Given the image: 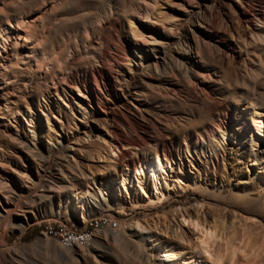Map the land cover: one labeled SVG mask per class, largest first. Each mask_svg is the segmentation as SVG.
<instances>
[{
    "label": "rangeland",
    "instance_id": "1",
    "mask_svg": "<svg viewBox=\"0 0 264 264\" xmlns=\"http://www.w3.org/2000/svg\"><path fill=\"white\" fill-rule=\"evenodd\" d=\"M205 3V0H63V3L62 0H0V7L3 6L0 9V25H4L5 16L6 18L34 17L37 19L41 16V20H39L42 30L48 35V48L63 51L65 57L72 54L71 57L76 59L68 66L61 68L65 74L72 77L79 72H91L92 66L99 65L98 57L103 52V42L111 40L112 37L123 41L131 54L136 47L152 46L157 36L160 37L159 39H164V34H176L178 40L170 44L165 54V59L170 60L173 64L172 67L176 68L179 64L178 60L181 59L178 46L185 40L186 35L187 42L191 45H207L203 46L206 50L205 56L220 54L217 45L221 43L204 34L196 14L189 13L193 10L198 11V6L203 7ZM52 10L54 11L52 12ZM145 14L154 17L155 22L149 24L143 22L142 18ZM114 21L118 25V31L109 27V24ZM245 26L242 29L238 27V24L229 27V32L231 31L233 34L228 32V37L233 36L232 42L236 47L234 50L236 56L224 54L220 67L214 69L206 67L199 61L196 53L191 54L192 59L189 66L194 72H192L193 75L190 74L189 81L199 88L209 90L212 95L214 94L218 98L223 97L225 103L219 110L207 115V122L210 124L208 125L210 129H213L214 135L211 131L210 133L202 132V127L194 129L191 137L173 135L171 145L175 153V160L164 166V171H161L159 179V184H161L159 187L160 190H163L161 191L165 197L162 195L161 200L154 201L151 206L142 204L136 207L130 203L133 200L134 184L127 183V187H129L127 195L121 184L122 169L116 167L115 162L104 159L105 162H103L102 159H98L96 154L85 159L89 146L90 148L93 145L95 147L105 146V142L98 138L100 134H104L105 130L99 125L100 115L92 114V118L89 115L90 119L89 116L81 118L80 112L76 110L79 109L78 106L82 107V104L87 105L84 93L63 88L62 85L55 82L47 83L48 85L45 87L42 78L39 75H33L25 66L18 70L15 76L10 79L11 81L0 79V187L14 188L18 191L33 188V198H29L28 202H30L31 211L34 213L26 215L29 217L30 223L22 231L8 228L5 233L7 244H14L20 251L23 250L29 259L27 264H134L113 240L112 233L115 235L121 233L137 219L151 220L152 218L159 221L160 219H171L170 226H172V223H175L173 219H176L177 213L181 210L196 211L197 209L199 218H205V220L207 218L214 238L210 239L208 245L203 244L202 246L201 238L204 237L202 234L200 235V228H194L187 222L183 223L184 229L193 231L186 241L179 240L180 249H182L180 251L184 254L185 260L189 261L188 264L192 260L194 261L191 264H264V221L259 218L245 219L243 216L233 218L228 208L225 209V204H232L229 195H226V192L222 193V189L218 190L217 188L219 184H222L228 188V191L236 192L238 190L233 187L241 181L239 186L246 185L247 188H255V191L261 194L264 187L260 178L255 176L258 171L257 166L251 161L246 163L245 157L240 155L243 153L247 156L250 152L256 153L258 157H264V153H262L264 148V17L259 22L251 24L252 34L249 32L250 28ZM236 27L245 32V38L240 37L236 40V36L240 35V31L235 29ZM150 33H154V36ZM108 35L112 37L109 38ZM208 47L211 51L207 50ZM15 52L13 38L2 43L0 45V67L9 65L14 59ZM225 59L229 63H226ZM146 70L145 64L140 70L142 77L146 78L147 73L150 74L148 76H151L153 72L152 76L154 77L152 78L157 80L156 83H160L161 79L154 74L152 68L150 72ZM170 70V68L167 69L166 78L169 82L174 83L173 87H176L175 84L184 78V70L181 69L180 72L175 69L174 73ZM216 73L221 78L220 88L212 85ZM173 92L175 91L167 94L168 100H172V96L175 97ZM138 95L132 91L128 100L136 103L135 97ZM128 100L125 99V101ZM181 104L188 108L189 96L183 98ZM161 105V102L151 103L153 108H158L160 111L162 110ZM88 110H92L89 105H87ZM213 120L214 123H212ZM174 121H177V115ZM158 125L162 129L170 130L172 128L169 123L158 122ZM224 127L231 128V132L232 127L237 131L240 130L239 132H243L245 139L240 142L239 139H234L233 134L231 137L227 135L220 139V146L216 148L220 152V156L217 158L213 156L214 151L206 153L205 156L186 153L187 144L190 148L194 144L205 141L208 144L214 143V138L218 137L221 130L225 129ZM32 128L38 131L33 139L30 134ZM246 134L253 137L260 134L261 147L249 149ZM22 140L37 142L40 146L53 142L56 145L58 142L64 145L61 150H55L49 156L43 155L41 158L23 148ZM68 148L73 150L71 151L73 155L66 157ZM223 149L226 151L224 152ZM230 152L233 158H239L235 161L236 163L228 162ZM115 153L118 151L115 150ZM178 153L181 156H178ZM102 154L105 156V152ZM80 155L82 157L84 155V158H78ZM147 155L144 154V156ZM112 156L115 157L116 154ZM75 157L81 165L76 166ZM223 157L225 161L222 159ZM48 159L51 164L50 169L43 173L44 176H42L40 184L36 185L35 183V188L32 180L37 177L38 172L42 171V163ZM65 159H69V165ZM189 161H193V163L189 164ZM261 162L264 165V158ZM59 164H61L63 172L57 171L55 175L51 174L56 171ZM176 175L187 182L184 185L185 189H181L174 182ZM60 181L63 182L60 183ZM98 187L113 191L115 196L119 194L120 198H124L126 195V200L122 204L110 203L109 205L99 202L100 190ZM117 187H121V194L117 192ZM179 188L181 191L178 190ZM153 193L155 195L157 192L153 191ZM31 199H34L33 202ZM81 199L85 200L84 209ZM92 200L96 202L95 205L92 204ZM222 200H225V204L221 203ZM95 216H108L118 222L117 228L111 231H101L93 239H98L107 246L108 257L112 258V261L89 253L88 249H92V242L86 245L65 247L58 241L42 234L48 222L57 220L70 222L77 218L82 223V220H88ZM222 216H225L224 222L219 219ZM177 219L181 220L180 217ZM10 221L11 223H26L24 215L20 213L13 214ZM168 231L170 232V229ZM229 242L233 243L232 248L229 247ZM29 244L33 246L26 249L25 246ZM232 251L234 254L231 253ZM218 260L221 261L218 262Z\"/></svg>",
    "mask_w": 264,
    "mask_h": 264
},
{
    "label": "bare ground",
    "instance_id": "2",
    "mask_svg": "<svg viewBox=\"0 0 264 264\" xmlns=\"http://www.w3.org/2000/svg\"><path fill=\"white\" fill-rule=\"evenodd\" d=\"M205 2L206 3L203 7L198 6V11L193 10L189 13L196 14V18H198L200 28L203 30L204 34L208 35L214 41H219L221 43L217 45L220 50V54L205 56L204 54L206 50L204 47L207 45H203L204 47L201 45H191L189 42H187L186 35L185 40L182 43H179L178 50L180 51L179 53H181V59L178 60L179 64L178 66L175 65V68L172 67L173 64L170 60L165 59V54L170 44L173 41L178 40L176 39V34H164V39H159L160 37L158 38L157 36L154 44L151 42L153 44L152 46L136 47L133 49V53L131 54L123 41L117 37L111 36V40H105L103 42V52L98 57L99 65L92 66L91 72H79L76 73L74 77L65 74L61 68H63V66H68L69 64L73 63V60L76 59L71 57L72 54L68 57H65L63 51H55L54 49L48 48V35H46L45 31L42 30V24L40 22L41 16L39 17L40 20L34 17L6 18L5 16L4 25H0V45L13 38V40H15L16 52L13 61L9 65H3L4 67H0V79L2 81L10 80L15 76L18 70L22 68V66H25L29 68L33 75H39L42 78L43 85L45 87H47V83L51 84L55 82L59 85H62L63 88L65 87L70 90L72 89L76 90L77 92L79 91L80 93H84L86 95V104L89 105L92 110L87 111V105L84 106L83 104L82 107L78 106L79 109L76 110L80 112L81 118L88 117L89 115L91 116L92 114L100 115L99 125L104 127L105 130L104 134H100V136H98V138L105 142V146L99 145L95 147L93 145L91 148L89 146L88 155L85 159L92 157L93 154H96L98 159H102V161L104 159L106 161L112 160L115 162V166L121 167L122 169L121 171L123 174L121 176V184L123 186L122 189L127 193V195L129 194V187H127V185L132 183L134 184L135 190L133 193V200L130 201V203L136 207L142 204H150L151 206L154 201L159 199L161 200V196L163 195V190L161 189V191L159 187V185H161L159 184L161 171L166 164L174 162L175 160V153L172 148L173 146L171 145L173 135H184L191 137L192 131L199 127H202L201 130L204 133H210V131L213 133V129H210V124L207 122V115L219 110V108L225 103L223 97L218 98L214 96V94L212 95V92L209 90L201 87L199 88L197 85L195 86L194 83L189 81V76H191L190 74L194 72L191 71L192 68L189 66V64L191 65L192 59L191 54L196 53L199 61L204 63L206 67H213V69L217 68L218 66L220 67L224 54H230L232 57L236 56L234 51L236 47L232 42L233 32H229V27H233L234 25L238 24V27L242 29L246 27L245 25H247V27L250 28L249 32L252 34L253 27L251 28V24L256 21L259 22V20L264 17V0H205ZM2 8L3 6L0 7V9ZM53 11L54 10H52V12ZM115 21L110 23L109 27L114 31H118V25ZM142 21L149 24L155 22V18L149 14H145L143 15ZM240 28H235L240 31V35L236 36V40L240 37H246L245 32ZM174 30L173 32H175ZM228 32L232 33L231 38L228 37ZM150 34L154 36V33ZM108 37L111 38L110 35H108ZM207 50H210V48ZM212 50H214V48H212ZM225 62L229 63L227 60ZM145 64L147 67L146 71L150 72V69L152 68L154 74H156V76L161 79V81L158 80L160 83H156L157 80L152 78L154 77L152 76L153 72L151 73V76H148L149 73L147 72V75L144 73L146 78L141 76L140 70ZM168 68L171 69L170 72H173L175 69L179 71L181 69L184 70V78L175 84L176 87H173L174 83L169 82V80L166 78ZM221 84V78L219 77V74L216 73V77L212 80V85L220 88ZM132 91L139 94L138 97H135V100L137 101L136 103H132L128 100ZM171 91H175L173 92L175 93V97L172 96L173 99L168 100L166 96L167 94H170ZM188 96L189 105L188 108H185L181 104V100ZM125 99L129 102L125 101ZM152 102H161L162 110L160 111L158 108H153L151 106ZM175 114L177 115L176 122L174 121L176 116ZM158 122L166 124L169 123L172 128L170 130L164 128L162 129L158 125ZM212 123H214V120ZM230 129H219L221 132L219 133L218 137L214 138L215 140L212 144H208L205 141L194 144L192 147H190L192 149H190L189 144H187L186 153H192L194 156H205L206 153L214 151L213 156L217 158V156H220V152L216 150V148L220 146V139H223L227 135L231 137V134L234 135V139H239L240 142L245 139L243 137V132H239L240 130L237 131L236 128L233 127L231 132ZM30 131L29 132L32 134V139L35 138L36 134L38 133L37 129L32 128ZM238 135L239 138H237ZM260 136L261 135L258 134V136L256 135V137H253L247 136L246 134V139L248 141V144H246L248 145L249 149H253L254 147L259 149L261 147L262 139ZM32 142L33 141L29 142L27 140H22L21 144L23 148L28 150L30 153L41 158L43 155L49 156L55 150H61L64 145L63 143L59 144V142L57 143L58 145H56L53 142L54 144L47 143L44 146H40L37 142ZM115 150H117L118 153H115ZM71 151L73 150L68 148L65 156H71ZM223 151L225 152L226 150L223 149ZM104 152L105 156H102V153ZM180 153H178V156H181ZM262 153H264V148ZM114 154H116L115 157L112 156ZM144 154L148 155L144 156ZM81 155L78 156V158H81ZM240 155L245 157L246 163L251 161L252 164L257 166L258 171L255 173V176L260 178L261 182L264 183V165L261 162L264 157H258L256 153L250 152L247 156H245L243 153ZM82 158H84V155ZM222 159L225 161L224 157ZM238 159L236 157L233 158L230 152L229 159L227 160L233 164ZM48 161L49 159L44 162L42 161V171L38 172V175H36L37 177L32 180L34 187L35 183L36 185L41 183V178L44 176L43 173L50 169L51 164H49ZM65 162L68 163L67 165H69V159H65ZM189 162V164L193 163V161ZM75 163L76 166L81 165L80 161L76 157ZM55 170L56 171L51 174L55 175V172L57 171L62 173L63 169L61 164L57 165ZM81 172L84 173L83 171ZM49 178L51 177L49 176ZM61 182L63 181H60V183ZM174 182L181 189L186 188L184 185L187 182L183 178L177 176ZM220 183L222 182L220 181ZM240 183L241 181L239 184ZM237 184L238 183H236L233 187L234 189L238 190L236 192H230V190L228 191V188H225V185L222 184H219L217 187L218 190L222 189V193L226 192V195H229V200L232 203L230 205H226L224 203L225 200H222L223 202L221 203L225 204V209L228 208V210L232 213L231 215H233V218L243 216L245 219L259 218L260 220L264 221V187L262 188L263 192L258 194L255 191V188H247L246 185L239 186V184ZM180 188L178 190L181 191ZM98 189L100 190V199L98 201H101L104 204H122L126 200V195L124 198H120L119 194L118 196H115L113 191L107 190L106 188L101 189L98 187ZM116 190L118 193H120L121 187H117ZM71 191L73 192V190ZM153 191H156L158 194L160 193V195H157V193L154 195ZM32 194L33 188L18 191L14 188L5 189L4 187H0V264H27V261L29 260L26 257V253H23V250L20 251V249H18L14 244H7L5 240V233L7 232L8 228L22 231L26 225L30 223L29 217L26 215L27 213L33 212L31 211L32 206L30 205V202H28V199L32 197ZM41 195L43 196V194ZM72 195L74 196V194ZM75 196L77 195L75 194ZM77 199L79 200V197ZM33 200L34 199H31V202H33ZM81 201L82 208L84 209L85 200L81 199ZM92 204L95 205L96 202L92 200ZM17 213L24 215L26 223H11V216ZM79 214L83 219H85L81 213ZM177 217H180L181 220H178ZM177 217L176 219H173L175 220V223H172V226H170L171 219H160V221L156 219L154 220L152 218L151 220L137 219L121 233L117 235L112 233L113 240L116 242L118 247L131 258V261L134 262V264H188L189 261L187 262L185 260L183 257L184 254L180 251L182 249H180L181 246L179 244V240L186 241L189 239V234L191 235L193 231L190 229H184L182 227L183 223L187 222L188 225H191L194 228H200V235L202 234L204 237L201 238L202 246L203 244L208 245L210 239L214 238V233L208 225L209 222H207V218L206 220L205 218H199L197 209L196 211L188 209L181 210L179 213H177ZM219 219L224 222L225 216H222ZM169 229L170 232L168 231ZM231 242L228 243L230 244V248L233 246V243ZM92 243V249H88L89 253L91 252L95 256L98 255L107 261L113 260L112 258L108 257L109 250L107 246H105L101 241L98 239L92 240ZM31 245L32 244L26 245L25 248L29 249ZM231 253L234 254L233 251ZM192 261L190 262L192 263ZM210 261L211 260H209V262ZM219 261L221 260H218V262Z\"/></svg>",
    "mask_w": 264,
    "mask_h": 264
},
{
    "label": "built area",
    "instance_id": "3",
    "mask_svg": "<svg viewBox=\"0 0 264 264\" xmlns=\"http://www.w3.org/2000/svg\"><path fill=\"white\" fill-rule=\"evenodd\" d=\"M117 224L115 219L108 216L91 217L82 223L77 218L70 222L57 220L48 222L42 234L65 247H73L91 243L95 234L113 230L117 228Z\"/></svg>",
    "mask_w": 264,
    "mask_h": 264
}]
</instances>
